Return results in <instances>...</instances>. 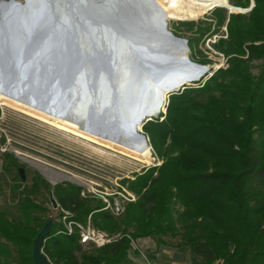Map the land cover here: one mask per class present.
Wrapping results in <instances>:
<instances>
[{
  "label": "trees",
  "instance_id": "obj_1",
  "mask_svg": "<svg viewBox=\"0 0 264 264\" xmlns=\"http://www.w3.org/2000/svg\"><path fill=\"white\" fill-rule=\"evenodd\" d=\"M249 1L230 0L242 8ZM212 14L220 26L228 20V37L217 44L229 57L228 67L204 84L194 82L171 94L166 113L144 125L161 163L128 179L137 200L127 203L122 215L114 217L102 209V201L82 197V188L73 184L52 187L37 176L21 189L20 164L5 159L4 169L18 173L21 185L12 188L23 198L19 218L0 210V264H9L13 251L16 264H35L33 240L49 219L39 215L47 208L32 197L41 186L75 219L85 222L90 216L102 230L123 229L135 240L151 237L186 247L203 264H264V0H255L246 14L222 7ZM255 60L263 61L258 76L251 72ZM61 228L53 220L43 243L52 264H125L132 250L125 238L78 255L77 237L59 233Z\"/></svg>",
  "mask_w": 264,
  "mask_h": 264
},
{
  "label": "water",
  "instance_id": "obj_2",
  "mask_svg": "<svg viewBox=\"0 0 264 264\" xmlns=\"http://www.w3.org/2000/svg\"><path fill=\"white\" fill-rule=\"evenodd\" d=\"M146 1L50 0L49 10L42 12L29 8V0H0V88L116 140L147 144L138 126L158 119L171 94L213 69L194 62L187 40L176 37L166 24L167 37L181 43L185 57L170 76H155L167 74L171 59H159L125 35ZM250 1L247 9L231 4L222 8L230 14L249 13L255 5ZM127 72L134 73L129 75L132 84L122 86L119 78ZM149 73L154 82L144 87ZM138 85L139 92L131 91ZM141 92L150 93L149 100L138 101ZM19 173L25 181V169ZM52 224V218L45 220L33 240L35 264H52L43 252Z\"/></svg>",
  "mask_w": 264,
  "mask_h": 264
},
{
  "label": "rangeland",
  "instance_id": "obj_3",
  "mask_svg": "<svg viewBox=\"0 0 264 264\" xmlns=\"http://www.w3.org/2000/svg\"><path fill=\"white\" fill-rule=\"evenodd\" d=\"M230 4L232 3L230 2ZM250 5L249 1L247 8ZM213 10L196 20L173 19L167 21L168 30L176 37L187 40L191 59L212 67V73L198 81L203 84L216 71L228 67L229 57L225 56L217 47L220 40L228 37V20L223 25H218L217 19L212 14ZM205 58L208 60L207 62L204 61ZM262 64L261 60L252 61L251 72L254 76L259 75ZM165 113L166 110L162 112V114ZM143 127L139 126V129L147 136ZM147 138L154 157L152 163L148 165L0 104V163H3L0 169V210L4 211L9 218L17 219L21 215L18 205L23 194L12 188V185H21V180L17 177L16 169H4L5 164H8L5 163V159L9 162V158L16 159L20 164L19 168L25 169L26 180L23 181L24 185L21 186V189L23 186L31 187L33 179L40 176L52 187L63 183L79 186L85 193V196L81 194L82 197L102 201L104 207L107 205L104 198L109 202L112 196L123 199L122 195L126 197L132 195L133 200L131 201L127 202L126 199H123V210H125L127 203L137 200L136 194L129 189L128 179L133 180L135 174H140L144 168L161 163L155 155L150 138L148 136ZM32 197L47 208L46 212L39 215L52 218L55 221L59 212L51 192L41 186L38 191L32 194ZM107 212L111 213L109 209ZM103 231L113 234L117 230L115 232ZM117 232L123 233V229ZM167 241L173 243L177 239L167 238ZM114 249L111 247L109 250L113 251ZM83 251L90 250L81 246L77 254L79 255ZM17 259L18 254L13 251L12 258L7 261L9 264H16Z\"/></svg>",
  "mask_w": 264,
  "mask_h": 264
},
{
  "label": "bare ground",
  "instance_id": "obj_4",
  "mask_svg": "<svg viewBox=\"0 0 264 264\" xmlns=\"http://www.w3.org/2000/svg\"><path fill=\"white\" fill-rule=\"evenodd\" d=\"M150 1L151 0L146 1V6H143L141 11L133 15V24H131V28L126 31L128 34L125 33V35H127L129 41L132 40L131 43L136 46L147 48V50L153 52L155 51L159 59H171L173 62L171 63L172 68H167V74L162 72L156 73L155 76H158L157 78L170 76L169 74L175 71L174 68H176L177 64L180 65V61L185 57V51L181 43L167 37V33L165 32L167 21L173 19L196 20L203 17L210 10L216 9V7L228 6L230 4L229 0H153L155 5ZM127 73L121 75L119 78V84L122 86L125 84L128 85V81L129 85L132 84V81L129 79L131 73ZM130 76H134V73ZM150 76L153 77L154 75L149 73L144 76V87L149 81L152 83L154 82L151 80ZM157 82L161 83L163 80L159 79ZM130 88L134 93L140 91L139 85L131 86ZM141 93L142 94L138 97V101L149 100L151 96L150 93ZM153 94L155 93L153 92ZM0 104L19 110L59 130L103 145L146 165L151 164L153 161L154 157L152 156L151 147L148 143H141V140L133 143L116 140L112 137L103 135L90 126L83 125L69 118H64L63 116L42 108V106H37L13 95V93L10 94L2 88H0Z\"/></svg>",
  "mask_w": 264,
  "mask_h": 264
},
{
  "label": "built area",
  "instance_id": "obj_5",
  "mask_svg": "<svg viewBox=\"0 0 264 264\" xmlns=\"http://www.w3.org/2000/svg\"><path fill=\"white\" fill-rule=\"evenodd\" d=\"M81 194L85 196L84 190L81 191ZM125 201L133 200V196L126 197L122 195ZM107 205L103 208L104 210H110L112 215L118 216L123 213V199L121 197H116L113 202L107 201ZM58 215L55 217V222L62 226L59 233L67 234L68 236H76L78 243L85 247L87 250L90 249H103L108 246L119 243L125 238L130 239L132 250L139 251V246L137 240L133 239L130 234L117 232L109 234L103 230H100L94 226L90 216L87 221L80 222L75 219L74 213L69 210H65L57 204ZM214 264H224L223 260H218Z\"/></svg>",
  "mask_w": 264,
  "mask_h": 264
},
{
  "label": "crops",
  "instance_id": "obj_6",
  "mask_svg": "<svg viewBox=\"0 0 264 264\" xmlns=\"http://www.w3.org/2000/svg\"><path fill=\"white\" fill-rule=\"evenodd\" d=\"M2 166L0 163V169ZM137 243L139 251L130 250L125 264H203L186 247L160 244L151 237L139 238Z\"/></svg>",
  "mask_w": 264,
  "mask_h": 264
},
{
  "label": "snow or ice",
  "instance_id": "obj_7",
  "mask_svg": "<svg viewBox=\"0 0 264 264\" xmlns=\"http://www.w3.org/2000/svg\"><path fill=\"white\" fill-rule=\"evenodd\" d=\"M38 7L42 12L50 8V0H29V8Z\"/></svg>",
  "mask_w": 264,
  "mask_h": 264
},
{
  "label": "flooded vegetation",
  "instance_id": "obj_8",
  "mask_svg": "<svg viewBox=\"0 0 264 264\" xmlns=\"http://www.w3.org/2000/svg\"><path fill=\"white\" fill-rule=\"evenodd\" d=\"M19 169H20V168H18V173H19ZM19 175H20V173H19Z\"/></svg>",
  "mask_w": 264,
  "mask_h": 264
}]
</instances>
